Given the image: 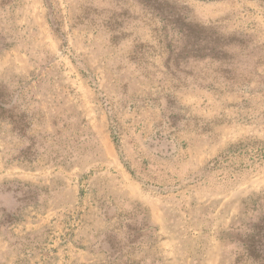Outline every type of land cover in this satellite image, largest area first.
<instances>
[{
    "label": "rangeland",
    "instance_id": "obj_1",
    "mask_svg": "<svg viewBox=\"0 0 264 264\" xmlns=\"http://www.w3.org/2000/svg\"><path fill=\"white\" fill-rule=\"evenodd\" d=\"M168 4L0 0V264H264V0Z\"/></svg>",
    "mask_w": 264,
    "mask_h": 264
},
{
    "label": "trees",
    "instance_id": "obj_2",
    "mask_svg": "<svg viewBox=\"0 0 264 264\" xmlns=\"http://www.w3.org/2000/svg\"><path fill=\"white\" fill-rule=\"evenodd\" d=\"M143 6L150 15L159 17V20L165 24H182L183 33L189 32L188 25L185 20V10H178L175 6H170L168 0H134ZM175 9V10H174Z\"/></svg>",
    "mask_w": 264,
    "mask_h": 264
}]
</instances>
